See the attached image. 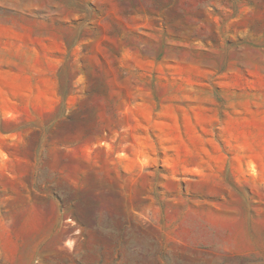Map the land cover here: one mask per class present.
I'll list each match as a JSON object with an SVG mask.
<instances>
[{"label":"rangeland","instance_id":"374dc122","mask_svg":"<svg viewBox=\"0 0 264 264\" xmlns=\"http://www.w3.org/2000/svg\"><path fill=\"white\" fill-rule=\"evenodd\" d=\"M0 264H264V0H0Z\"/></svg>","mask_w":264,"mask_h":264}]
</instances>
